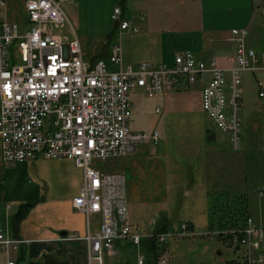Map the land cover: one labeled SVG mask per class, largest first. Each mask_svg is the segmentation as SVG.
<instances>
[{
	"label": "built area",
	"instance_id": "2783aa9c",
	"mask_svg": "<svg viewBox=\"0 0 264 264\" xmlns=\"http://www.w3.org/2000/svg\"><path fill=\"white\" fill-rule=\"evenodd\" d=\"M68 0H26V23L0 22V147L2 160L15 165L43 157L71 161L83 171V185L72 206L85 215L89 229L92 215L97 229L82 236L87 244V264H110L121 244L138 248L133 264H169L168 240L187 237L186 223L170 230H138L130 223L124 181L100 173L96 159L118 157L134 151L144 137L133 133L130 93L139 88L154 98L173 86L188 87L205 79L201 108L214 126L240 145L241 74L255 71L257 54L247 46V28L230 30L235 53L230 65L198 59L190 50L176 53L172 63L125 62L120 43L103 58L86 59L79 40L55 32L68 17L62 4ZM2 3V1H0ZM115 7L111 18L121 30L136 26L121 19ZM120 30V31H121ZM264 55V53L262 54ZM259 84H261L259 82ZM264 98V91L258 92ZM159 112V106L155 107ZM152 137L158 139V131ZM232 234L226 246L245 257L247 264H264V228L247 219L240 229L211 232ZM71 238H80L72 234ZM22 241L0 230V245L17 249ZM156 245V251L150 245ZM7 264H15L9 260Z\"/></svg>",
	"mask_w": 264,
	"mask_h": 264
},
{
	"label": "rangeland",
	"instance_id": "374dc122",
	"mask_svg": "<svg viewBox=\"0 0 264 264\" xmlns=\"http://www.w3.org/2000/svg\"><path fill=\"white\" fill-rule=\"evenodd\" d=\"M132 1L121 4L120 0H97L93 1L95 7L86 0L65 1L62 9L69 21L55 32L68 40L76 37L86 59L103 58L111 45L120 43L127 62H152L149 55L154 51L138 40V35L143 33L139 25H136L137 33H120L111 18L115 7H125L124 16L131 17L136 11ZM257 2L258 12L247 44L261 55L264 53V4L262 0ZM160 34L169 37L177 33ZM149 38L147 34L146 40ZM258 65L264 66V57L259 58ZM240 89L243 101L239 111L242 127L238 148L234 147L228 133L212 126L200 107L199 97L192 95L193 86L180 92L172 90V95L165 99L161 97L163 94L147 98L136 88L130 93V126L149 133L157 130L160 139L156 144H138L133 154L100 164L105 172L124 174L129 220L139 230H151L153 221L161 225L165 220L169 230L191 221L196 231L205 233L169 239L171 264H226L238 257L239 254H234L211 233L215 230L209 231L208 195L211 193L246 195L249 215L255 225L264 228V98L258 96L260 89L264 90V68L242 72ZM157 106H160L158 113L154 111ZM208 126L215 130L213 147H218L212 157H209L211 152L203 154L201 148V153L196 154V148L203 141L202 130ZM223 133L229 140L221 139ZM0 169L18 177L16 186L5 189L7 199H1L2 206L6 200L17 201L23 195L29 200L47 194L64 198L78 186L79 171L57 159L42 158L28 166L13 167L3 165L0 160ZM0 184L8 187L7 177ZM97 219L93 217V224ZM124 251L120 250L109 263L119 262L125 256L134 263L136 248L129 246Z\"/></svg>",
	"mask_w": 264,
	"mask_h": 264
},
{
	"label": "crops",
	"instance_id": "0c3cea01",
	"mask_svg": "<svg viewBox=\"0 0 264 264\" xmlns=\"http://www.w3.org/2000/svg\"><path fill=\"white\" fill-rule=\"evenodd\" d=\"M0 1H2L0 3V22L8 21L24 26L26 23V0ZM72 1L78 3L81 0H68L67 2L71 3ZM86 1H89L88 5L96 6L93 1L97 0ZM128 1L120 0L121 4ZM257 1L133 0L132 4L136 11L131 17H125V7H122V17L135 26L139 25L143 33L138 35V40L147 45L145 47L154 51L153 53L150 52L151 55L149 56L152 62H149L155 65L160 63L171 64L176 53L190 50L198 59L207 62L214 59L218 66L228 67L230 65L228 58L234 54L235 49L234 43L230 39V30L233 28H247L249 34L258 12L256 8ZM164 32H175L177 34L174 36L172 34L173 37H167L160 34ZM120 33L134 34V32L129 30H121ZM147 34L150 35L149 40H146ZM175 42L177 43L176 45ZM247 46L250 47L248 44ZM171 48L172 50H170ZM124 61L127 62L125 59ZM128 63L131 62L128 61ZM205 80L206 78L198 80L188 87L183 85L175 86L171 90H167L166 93L164 92L165 94H161V97L164 99L168 98L172 95V90L180 92L182 91L181 89H188L193 86L192 95L199 97L200 103L201 88L204 86ZM140 93H143L142 90H140ZM242 101L241 99L240 109ZM211 124L215 128L212 122ZM213 127L208 126L205 130H202V134H204L203 141L201 146L196 148V154L204 150L203 154L211 152L209 157L216 155L218 147H213V143L216 140ZM227 136L223 133L221 139L225 140ZM42 158L37 157L34 160L18 164L28 166L30 163L33 164ZM0 160L3 165L14 166L8 165L2 160L1 147ZM57 160L67 162L79 171L78 186H76L74 191L66 194L64 198L47 194L46 196L41 195L35 200H32V198L29 200L28 196L23 195L17 201L6 200L7 202L3 206L0 204V230L8 238L22 241L17 249H5L0 245V264H7L9 260H15L16 264H87V246L85 241L82 238H71V235L78 234L82 237L87 230L95 231L98 219L93 224V217H91L88 229L85 216L72 207L71 200L82 184V172L71 161ZM6 177L9 186L5 188L1 187L0 184V188L3 189L0 190V201L1 199H7L5 198L7 197L5 189L16 186L15 179L18 178L14 173L5 174L0 169V182L5 181ZM14 202L15 204H13ZM14 205H16V208ZM18 215H21V217L18 219L17 225L13 227L12 224ZM249 217L253 220L250 215ZM185 222L195 227L193 222ZM257 226L263 227L261 225ZM62 231H65L66 234L61 235ZM129 246L121 244L119 251L125 252L124 250H127ZM122 256L124 257V255ZM113 264H133V262L129 261L125 256L123 260Z\"/></svg>",
	"mask_w": 264,
	"mask_h": 264
},
{
	"label": "trees",
	"instance_id": "16d2710c",
	"mask_svg": "<svg viewBox=\"0 0 264 264\" xmlns=\"http://www.w3.org/2000/svg\"><path fill=\"white\" fill-rule=\"evenodd\" d=\"M264 4V0H262ZM264 14V13H263ZM264 17V15H263ZM264 162V158H263ZM208 216H209V231H228L238 230L243 227L249 219L248 212V198L246 195H230L226 192L220 191L211 193L208 195ZM21 215H18L13 222V227L17 225L18 219ZM190 228H194L190 223L186 222ZM167 223L165 220L161 224V228L165 229ZM219 241L225 245L232 238V234H218L216 235ZM227 241V242H226ZM229 246V245H227ZM153 251H156V245H150L149 247ZM206 264V263H198ZM226 264H243L236 259H231Z\"/></svg>",
	"mask_w": 264,
	"mask_h": 264
},
{
	"label": "bare ground",
	"instance_id": "6f19581e",
	"mask_svg": "<svg viewBox=\"0 0 264 264\" xmlns=\"http://www.w3.org/2000/svg\"><path fill=\"white\" fill-rule=\"evenodd\" d=\"M121 19L122 20H125V21H128V20H126V19H124L123 17H122V15H121ZM130 24H131V22L130 21H128ZM114 23L116 24V26H117V28L119 29V30H121L120 29V27L118 26V21L117 20H114ZM138 31V29L136 28V31H132V32H137ZM256 52V51H255ZM180 53V52H179ZM193 53V52H192ZM194 54V53H193ZM256 54H257V52H256ZM263 54V53H262ZM258 55L257 54V61H255L256 63H255V67L257 68V69H255V71L256 70H258V69H261V68H264V67H262V66H260V65H258V60H259V58L260 57H264V55ZM250 72H254V71H250ZM175 86H173V87H171V88H167V89H165L163 92H162V94L164 93V92H166L167 90H171L172 88H174ZM141 90V89H140ZM261 90H263V89H261ZM264 91V90H263ZM144 94V93H143ZM161 95V94H160ZM145 96V95H144ZM146 97V96H145ZM160 110V109H159ZM240 111V110H239ZM239 116H240V114H239ZM132 117V116H131ZM131 119V118H130ZM240 119H241V117H240ZM129 126H130V122H129ZM130 129H131V131L133 132V133H137V134H142V135H144V137L139 141V143H137L136 144V146H135V149H134V151H132V152H129V153H125V154H123V155H120V156H118V157H110V158H106V159H96L95 161H93V164H92V166L97 170V171H99L100 173H103V174H106V175H108V176H113V177H117V178H120V179H122L123 181H124V185H123V189H124V197H125V202H126V194H125V176H124V174L123 173H110V172H105V171H103L102 170V168L100 167V164H102L104 161H106V160H108V159H112V158H119V157H123V156H127V155H130V154H133L134 152H136L137 151V149H138V144H141V143H150V142H152V143H154V144H156L158 141H159V139H160V135H159V133H158V135H159V137H158V139H154L153 137H152V135H153V133H154V131H156V130H154V131H152V132H145V131H142V130H133L132 128H131V126H130ZM80 169V168H79ZM81 170V172H82V182H83V171H82V169H80ZM82 185H83V183L81 184V186H80V188H79V190L82 188ZM79 190H78V192H79ZM77 192V193H78ZM73 199V198H72ZM71 204H72V200H71ZM73 207V206H72ZM126 207H127V202H126ZM76 210V209H75ZM77 211V210H76ZM78 212V211H77ZM80 213V212H79ZM82 214V213H81ZM127 214H128V208H127ZM84 215V214H83ZM85 216V215H84ZM98 217V216H96V215H92V216H90L89 217V219L91 218V217ZM128 219H129V216H128ZM250 219V218H249ZM131 223V222H130ZM182 223H186V222H182ZM182 223H180V224H182ZM179 224V225H180ZM179 225L178 226H176V228H178L179 227ZM186 225H187V227H188V230H189V232H190V234L187 236V237H190V236H203L205 233H201L200 231H196L195 230V228H190L189 227V225L186 223ZM138 228V227H137ZM158 230H169V228L168 227H166L165 229H162L161 228V226H160V224L156 227ZM175 228V229H176ZM138 230H139V228H138ZM154 230V228H151V230H149V231H146V232H150V231H153ZM141 231H143V230H141ZM145 231V230H144ZM170 231H172V230H170ZM208 234V233H207ZM80 238H82V237H80ZM74 239H78V238H74ZM83 239V238H82ZM84 240V239H83ZM85 241V240H84ZM86 243V242H85ZM127 245H130V246H133L134 248H136V250H137V252L139 251L138 250V248L135 246V245H133L132 243H126ZM86 246H87V244H86ZM86 260H87V256H86ZM236 260L237 261H239V262H241V263H243V264H247V262H246V260H245V257L243 256V255H241V254H239L238 255V257L236 258ZM15 261V260H14ZM15 264H16V261H15ZM169 264H171L170 263V260H169Z\"/></svg>",
	"mask_w": 264,
	"mask_h": 264
},
{
	"label": "water",
	"instance_id": "95a60500",
	"mask_svg": "<svg viewBox=\"0 0 264 264\" xmlns=\"http://www.w3.org/2000/svg\"><path fill=\"white\" fill-rule=\"evenodd\" d=\"M65 234H66V232H65V231H62V232H61V235H65Z\"/></svg>",
	"mask_w": 264,
	"mask_h": 264
}]
</instances>
